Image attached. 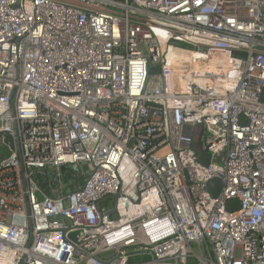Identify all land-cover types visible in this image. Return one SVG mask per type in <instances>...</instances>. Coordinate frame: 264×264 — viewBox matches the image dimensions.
I'll return each instance as SVG.
<instances>
[{
    "label": "built area",
    "instance_id": "2783aa9c",
    "mask_svg": "<svg viewBox=\"0 0 264 264\" xmlns=\"http://www.w3.org/2000/svg\"><path fill=\"white\" fill-rule=\"evenodd\" d=\"M0 150V264H264V0H0Z\"/></svg>",
    "mask_w": 264,
    "mask_h": 264
},
{
    "label": "trees",
    "instance_id": "16d2710c",
    "mask_svg": "<svg viewBox=\"0 0 264 264\" xmlns=\"http://www.w3.org/2000/svg\"><path fill=\"white\" fill-rule=\"evenodd\" d=\"M156 71V69H153L152 70V72H155ZM192 148H193V150L196 152V153H200L201 155H202V157H201V160H202V163H206V158H205V155H204V153H202V152H200V150H199V147L197 146V145H193L192 146ZM0 155H1V157H6L7 156V153L5 152V151H2V150H0ZM69 177H67L66 179H68ZM238 208V203L236 202V201H233V202H231V203H229L228 204V206H227V211H229V212H233L234 210H236Z\"/></svg>",
    "mask_w": 264,
    "mask_h": 264
},
{
    "label": "water",
    "instance_id": "95a60500",
    "mask_svg": "<svg viewBox=\"0 0 264 264\" xmlns=\"http://www.w3.org/2000/svg\"><path fill=\"white\" fill-rule=\"evenodd\" d=\"M6 144H7L9 147H12V142H11L10 139H7V140H6Z\"/></svg>",
    "mask_w": 264,
    "mask_h": 264
},
{
    "label": "rangeland",
    "instance_id": "374dc122",
    "mask_svg": "<svg viewBox=\"0 0 264 264\" xmlns=\"http://www.w3.org/2000/svg\"><path fill=\"white\" fill-rule=\"evenodd\" d=\"M113 200V199H112ZM110 205L112 206V201L110 202ZM133 262H135V259L133 260Z\"/></svg>",
    "mask_w": 264,
    "mask_h": 264
}]
</instances>
